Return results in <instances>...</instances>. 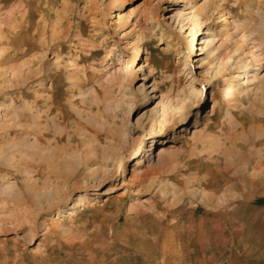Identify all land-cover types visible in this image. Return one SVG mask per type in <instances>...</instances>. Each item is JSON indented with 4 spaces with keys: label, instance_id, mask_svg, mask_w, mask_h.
Listing matches in <instances>:
<instances>
[{
    "label": "rangeland",
    "instance_id": "374dc122",
    "mask_svg": "<svg viewBox=\"0 0 264 264\" xmlns=\"http://www.w3.org/2000/svg\"><path fill=\"white\" fill-rule=\"evenodd\" d=\"M3 1L0 264H264V182L251 175L258 156L236 160L254 149L252 138L263 145L264 59L251 62L258 80L229 98L239 69L199 67L210 32L223 56L244 43L235 24L256 15L245 1L215 9L211 0L210 12L207 0ZM176 6L197 20L194 48L175 24ZM212 92L201 140L153 166L159 142L191 127ZM24 110L28 118H14Z\"/></svg>",
    "mask_w": 264,
    "mask_h": 264
},
{
    "label": "bare ground",
    "instance_id": "6f19581e",
    "mask_svg": "<svg viewBox=\"0 0 264 264\" xmlns=\"http://www.w3.org/2000/svg\"><path fill=\"white\" fill-rule=\"evenodd\" d=\"M242 1H245V2L247 1V3H245V2L243 3ZM2 2H4V1L2 0ZM19 2H20V4H19ZM19 2H18L17 7L21 6L22 3L26 4V7L27 6L29 7V6L33 5V4L30 5L31 0H19ZM179 2H184V0H179ZM227 2H229V0H217L215 2L216 5L214 4L213 6H214L215 9H219L218 7L223 5V3H227ZM234 2H235V4H239L241 2V3H243L245 5L246 11L251 12V13L253 11V12L256 13L255 17L252 16V15L249 16V17L247 16L241 23L235 24V31H237V33L241 35V39L244 42L243 44L245 46L246 45L249 46V44H250V50L248 52L251 55L248 56V52H245V50H244V45L239 43V45L236 44L237 46L235 47V49L231 53L229 52V53H227L226 55L223 56L221 51H220L221 45H217V43H216V35H214L213 32H210L209 36L207 34L206 37L202 38L203 40L201 42V48H200L201 49V52H200L201 56H200V59H199V61L201 63L199 65V67H207V65H210L211 66L210 68H213V70L219 67L218 69H216V72L218 71V73L220 71H222L221 70V66H228L229 68L231 67L233 69H234V67H237L239 69L238 70L239 73L237 74V82L231 83V86L227 87V89L225 90V92H226L225 93L226 94L225 97H227V98H229L228 97L229 93H233V92L239 90V88L242 87V85H244L245 83L246 84L248 82L252 83V81H254V80H256L258 78V76H259V71L258 70L260 69V67H256L255 71L249 70V69H251V62H253V61L257 62L259 60L264 59V0H234ZM33 3H34V0H33ZM211 5H212V1L211 0H207V4L204 6V9L207 12H210L209 8L211 7ZM22 6H23V4H22ZM23 7H25V6H23ZM15 10H16V7H15ZM174 11H175V14L173 15L174 16L173 18H175V24H178V28L180 29V32H184V29L187 27L186 32L188 31L189 38H190L189 39L190 40L189 44H190L191 47L194 48L195 44H196V34H197V30H198L197 29V25H198L197 20L194 18V16H192L190 13L186 12V10L184 8L180 7V6H176ZM216 11L218 13L221 12V16L223 17L224 21L226 22V19H227L226 12H224L223 10L222 11L221 10L220 11L216 10ZM211 12H214V10H212ZM25 15L26 14L24 13L23 16H25ZM147 16L149 17V19H155L154 18L155 17L154 10L148 11ZM21 17H22V15H21ZM8 20H9V18H8ZM12 20H14V19H12ZM27 21H28V19H27ZM27 23L30 24L29 21ZM156 24L161 26L157 22H156ZM29 27L30 26L27 25L25 27V32H23V31L22 32L28 34ZM167 28H168V31L170 30V31L173 32L172 25L170 23L167 24ZM180 35L182 36V34H180ZM24 38H25V36H24ZM26 42H27V40H26ZM28 43H29V41H28ZM29 45H30V43H29ZM30 47H31V45H30ZM26 49H24V50H26ZM25 53L23 52L24 55H25ZM27 54H28V51H27ZM212 66H214V67H212ZM18 71H21V70H18ZM28 71H29V69H28ZM28 71H27V73H28ZM36 73L38 74V72H36ZM20 74L21 73H19V75L17 74V76L18 77L21 76ZM22 74L24 75V73H22ZM25 76H24L25 79H23L22 82L24 84H28V82H30L32 80V77L35 76V73L31 72L28 75L25 74ZM213 77L214 76L212 75L211 79ZM211 79H209L210 82L212 81ZM15 80H16V78H15ZM23 83H22V85H23ZM156 86H157L156 83H154L152 85V87H153L152 92L154 91V88L156 89ZM246 89H247V85H246ZM250 90L252 92L255 89L252 87ZM148 95H149V93L146 92L145 96H144V97H146L145 100H148L151 97V96H148ZM211 95H212V97H210V98H211V101L213 102V103H211L212 105L210 107H207L204 111H198V113H197V115H196L191 127H189V125H188L178 136H176L170 142L165 140V139L162 140L161 142H159L160 147L157 149L158 150L157 153L154 154L152 152L148 156L149 158L152 157L151 161L154 159V161H152L153 166H155L157 168H159V167L161 168V167L165 166L168 161L177 160L179 158V156L181 155L180 154V150L182 148V145H183L184 142H187V140H189V139H191L193 141H195V140L197 141L198 139L201 140V134L204 132L206 126L208 125V121H209V119L211 117L212 109L215 108V106H216V103H214L215 100H214L213 92H212ZM233 107H235V106H233ZM26 109H29V111H32L33 110V104H30V105L28 104V107H26ZM165 110H167L165 112V114H169V113L171 114V112H173V107H172V110L169 107H167ZM251 113H252V111H251ZM14 114H15V116H14L15 119L16 118H20V120H21V118L27 117V115L30 114V113L27 114V111L24 110L21 113H18L16 111H14ZM33 115L35 116V118L38 116V115H35V113H33L31 116H33ZM0 117H1V115H0ZM15 119H13V121H16ZM248 121H250V119H248ZM251 121H253V123H255L253 119H251ZM3 123H5V122H3ZM6 123H7V121H6ZM255 139L252 138V142L249 143L251 148H254V149L257 147V143H258V141H257L258 139L257 140H255ZM260 141H261V139H260ZM261 142L260 143L263 144L262 148L255 149L254 152H253L254 149H249V151L247 153H239V154H237V156L236 155L235 156H236V160H238L239 163H244V164H247V165L249 163H251L250 161L253 158L255 159L254 156H258V160L256 161V164H254V166H253V172L251 173V175L253 174L255 177L259 178L258 181L262 183V182H264V132L262 134V141ZM153 146H154V144L151 145L149 150H153ZM256 153H257V155H256ZM144 161L145 160H143V159H139L137 161V164H136L135 167L136 168L140 167L144 163ZM150 167H151V165H150ZM37 194H38V192H37ZM48 194H50V195L52 194L53 195V194H55V192L53 190L50 193L48 191H40L39 195L41 196V198H45V197L48 198ZM39 195L37 196V198L40 197ZM237 196H241L242 197L241 199L244 200V201L250 199V197L247 196V194H245V193L242 194V195L239 194ZM207 197H208L209 201L213 202V201H215L217 196H215V194H211V195H208ZM217 198L218 199L221 198V200L224 199L226 202L229 200L228 198H226V195L218 196ZM38 199H40V198H38ZM216 201H217V199H216ZM240 208H241V206H240ZM242 208H244V207H242ZM251 213H250V215H251ZM253 213H254V211H253Z\"/></svg>",
    "mask_w": 264,
    "mask_h": 264
}]
</instances>
